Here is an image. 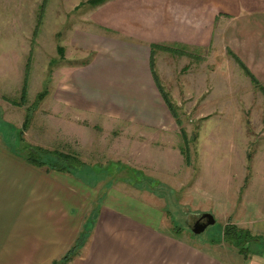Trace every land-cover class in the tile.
Listing matches in <instances>:
<instances>
[{
    "label": "rangeland",
    "instance_id": "rangeland-1",
    "mask_svg": "<svg viewBox=\"0 0 264 264\" xmlns=\"http://www.w3.org/2000/svg\"><path fill=\"white\" fill-rule=\"evenodd\" d=\"M90 1L47 0L41 11L43 0H0V148L7 151L16 144L22 157L21 147H39L79 159L83 166H74L71 174L88 188H70L85 189L89 203L78 233L84 243L79 253L93 226L89 211L107 201L111 192L158 211L167 232L180 228V236L213 249L228 264L244 263L237 246L222 242L228 225L248 230L254 239L248 245L249 257H263L264 95L244 75L234 59L237 54L222 45L220 35L236 18L219 20L212 54L181 71V79H166L169 84L163 89L180 126L165 108L168 127L145 131L129 117L142 110H135L140 104L125 98L124 87L105 85L97 78V54L88 35L95 39L94 34H100L92 18L102 5L92 8ZM256 2L262 5L264 0H248L246 9H257ZM82 35L88 38L78 43ZM26 67V99L14 105L21 99ZM18 131H23L21 143ZM53 154L41 161L66 165ZM25 186H20V196L9 200L12 215L2 225L6 224V238L19 236L23 243H32L20 259L6 264H69L61 259L71 246H56L48 256L43 254L42 239L54 238V231L44 225L52 221L45 213L38 214L40 219L32 215L37 193ZM71 206L70 214L79 216L78 205ZM203 213L212 214L216 222L194 236L189 228L196 214ZM15 218L21 221L18 233Z\"/></svg>",
    "mask_w": 264,
    "mask_h": 264
},
{
    "label": "crops",
    "instance_id": "crops-1",
    "mask_svg": "<svg viewBox=\"0 0 264 264\" xmlns=\"http://www.w3.org/2000/svg\"><path fill=\"white\" fill-rule=\"evenodd\" d=\"M231 1L111 0L96 11L92 21L101 27L100 34L95 33V39L88 36L97 54V78L105 85L124 87L125 98L140 104L135 110H142L129 116L136 119L135 127L160 131L168 127L165 108L171 117L154 82L151 63L162 87L169 84L166 79L171 76L181 79L185 76L181 71L191 70L200 56L213 53L215 30L223 16L236 19L220 35L222 45L237 54L264 87V3L256 2L257 9L248 10V0H234L232 5ZM86 38L82 35L77 41L86 42ZM151 46L161 48L152 53ZM12 145L7 151L0 148V264L20 259L24 247L32 243H23L19 236L6 238V224L2 225L12 215L8 202L20 196L17 192L23 183L37 193L32 215L40 219L38 214L45 213L48 217L44 218L52 221L46 220L44 225L54 231L52 240L42 239L44 255L56 246L73 244L85 219L82 214L89 208L86 190H71L70 185L88 187L78 184L72 175H39L25 161L22 165V157ZM105 197L107 201L89 211L93 217L91 234L69 264H228L213 249L167 232L158 211L148 205L132 203L111 192ZM3 199L5 204L1 205ZM71 204L78 205L79 216L70 214ZM14 221L18 233L21 221ZM243 264H264V256L251 255Z\"/></svg>",
    "mask_w": 264,
    "mask_h": 264
},
{
    "label": "trees",
    "instance_id": "trees-1",
    "mask_svg": "<svg viewBox=\"0 0 264 264\" xmlns=\"http://www.w3.org/2000/svg\"><path fill=\"white\" fill-rule=\"evenodd\" d=\"M111 1V0H91L89 2V5L92 8H97L101 5H104L106 2ZM47 0H43L42 5H41V11L43 10L45 4H46ZM157 48H161L159 46H151V52L153 53V51ZM58 51H60L62 53V49L59 48ZM231 52V51H229ZM234 59L237 61V63L240 65V67L243 70V73L246 77H248V79L250 80V83L252 84V86L257 89L258 91H260L263 95H264V87L259 83V81L256 79V77L252 74V72L241 62V60L238 57H234ZM29 65V64H28ZM28 68L26 67V74H25V81L23 83V89H22V93H21V99L20 102L14 103V105H21V103L25 102L26 99V90H27V77H28ZM151 72L153 75V79L154 82L156 84V87L168 109V111L170 112L171 116L173 117V119L175 120L176 124L178 126H180V120L177 117V110L175 108V106L171 103L168 94L165 92V90L163 89V87L161 86L158 77L156 76V74L153 71V67H152V63H151ZM28 119V118H27ZM27 120L24 121L23 130H26L27 128ZM182 132V131H181ZM17 136L19 138L20 143L23 142V131H18ZM184 136V134H183ZM17 138V137H16ZM17 145L15 144V147ZM26 147V148H24ZM20 150L23 152L24 150V155L22 156V159L29 164L30 166H33L36 169L39 170H44L46 173H60V174H66V175H72V169L74 168V166H83L79 159L76 158L74 155L72 154H64V153H60V152H49L45 149L39 148V147H30V146H23L20 148ZM56 156V158L64 161L66 163V165L64 163L63 166L61 164H53V165H48L44 162L41 161V159L49 154H52ZM68 164V165H67ZM70 164V165H69ZM65 165V166H64ZM93 222V217L92 214L90 213L89 216ZM175 234L180 235L181 229L177 228V230L174 231ZM241 233H244L245 237H241ZM250 232L247 231H243V229H239L236 226L233 225H228L227 227H225L223 234H222V242L225 243H229L232 244V246H237L239 248V254H241L243 260L245 261L246 259H248L249 254H251L249 252V242L251 240L250 238ZM82 236L81 234H78L76 237V241L71 245V247L68 250V253L66 255H64V257H62V261H68L70 262L71 260H73L74 258H76L77 256H79V249L84 245L80 244V240H81ZM258 242V241H257ZM81 245V246H80Z\"/></svg>",
    "mask_w": 264,
    "mask_h": 264
},
{
    "label": "water",
    "instance_id": "water-1",
    "mask_svg": "<svg viewBox=\"0 0 264 264\" xmlns=\"http://www.w3.org/2000/svg\"><path fill=\"white\" fill-rule=\"evenodd\" d=\"M199 219L189 228L194 236H199L204 233L206 229L215 224V218L210 213L196 214Z\"/></svg>",
    "mask_w": 264,
    "mask_h": 264
},
{
    "label": "flooded vegetation",
    "instance_id": "flooded-vegetation-1",
    "mask_svg": "<svg viewBox=\"0 0 264 264\" xmlns=\"http://www.w3.org/2000/svg\"><path fill=\"white\" fill-rule=\"evenodd\" d=\"M195 219H196V220L194 221V223H195V222H196V221L199 219V217H198V216H196V217H195Z\"/></svg>",
    "mask_w": 264,
    "mask_h": 264
}]
</instances>
